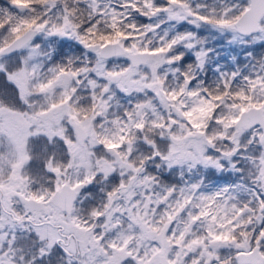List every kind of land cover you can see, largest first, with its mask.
<instances>
[{
  "label": "snow or ice",
  "instance_id": "snow-or-ice-1",
  "mask_svg": "<svg viewBox=\"0 0 264 264\" xmlns=\"http://www.w3.org/2000/svg\"><path fill=\"white\" fill-rule=\"evenodd\" d=\"M0 264H264V0H0Z\"/></svg>",
  "mask_w": 264,
  "mask_h": 264
}]
</instances>
